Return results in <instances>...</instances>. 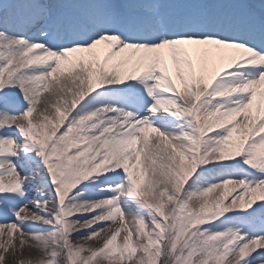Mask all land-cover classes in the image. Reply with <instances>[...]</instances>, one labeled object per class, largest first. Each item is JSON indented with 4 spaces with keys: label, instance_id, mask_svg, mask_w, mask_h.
I'll return each instance as SVG.
<instances>
[{
    "label": "snow or ice",
    "instance_id": "1",
    "mask_svg": "<svg viewBox=\"0 0 264 264\" xmlns=\"http://www.w3.org/2000/svg\"><path fill=\"white\" fill-rule=\"evenodd\" d=\"M0 264H264V0H0Z\"/></svg>",
    "mask_w": 264,
    "mask_h": 264
},
{
    "label": "bare ground",
    "instance_id": "2",
    "mask_svg": "<svg viewBox=\"0 0 264 264\" xmlns=\"http://www.w3.org/2000/svg\"><path fill=\"white\" fill-rule=\"evenodd\" d=\"M29 179L31 180L32 184H36V183H38L39 176H38L37 173H33V174L30 176ZM29 193H30V195H33V197H30V198L33 200L34 197H35V193H34V192H31V191H30ZM30 207H33V206L30 205Z\"/></svg>",
    "mask_w": 264,
    "mask_h": 264
},
{
    "label": "rangeland",
    "instance_id": "3",
    "mask_svg": "<svg viewBox=\"0 0 264 264\" xmlns=\"http://www.w3.org/2000/svg\"><path fill=\"white\" fill-rule=\"evenodd\" d=\"M210 196H212L213 194H209Z\"/></svg>",
    "mask_w": 264,
    "mask_h": 264
}]
</instances>
